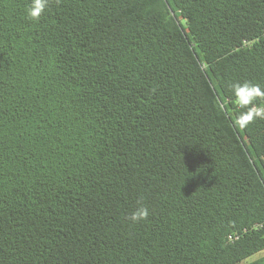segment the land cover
Segmentation results:
<instances>
[{
    "label": "trees",
    "instance_id": "16d2710c",
    "mask_svg": "<svg viewBox=\"0 0 264 264\" xmlns=\"http://www.w3.org/2000/svg\"><path fill=\"white\" fill-rule=\"evenodd\" d=\"M260 252L264 0H0V264Z\"/></svg>",
    "mask_w": 264,
    "mask_h": 264
},
{
    "label": "clouds",
    "instance_id": "9594fccd",
    "mask_svg": "<svg viewBox=\"0 0 264 264\" xmlns=\"http://www.w3.org/2000/svg\"><path fill=\"white\" fill-rule=\"evenodd\" d=\"M254 88H256V86L245 84L234 89L238 102H242L244 104L251 102V99L257 94V92L251 91V89ZM245 96H248L247 100L243 99V97ZM148 215L149 211L147 207L139 205L136 210L131 213L128 219H130L133 223H138L140 221L146 220L148 218Z\"/></svg>",
    "mask_w": 264,
    "mask_h": 264
},
{
    "label": "built area",
    "instance_id": "2783aa9c",
    "mask_svg": "<svg viewBox=\"0 0 264 264\" xmlns=\"http://www.w3.org/2000/svg\"><path fill=\"white\" fill-rule=\"evenodd\" d=\"M259 226H262V224H256V225L253 226V228H256V227H259ZM246 230L247 229H244V232H246ZM240 235H241V233H239V232L232 233V234H229L228 239L229 240H234V239L239 238Z\"/></svg>",
    "mask_w": 264,
    "mask_h": 264
},
{
    "label": "rangeland",
    "instance_id": "374dc122",
    "mask_svg": "<svg viewBox=\"0 0 264 264\" xmlns=\"http://www.w3.org/2000/svg\"><path fill=\"white\" fill-rule=\"evenodd\" d=\"M264 252H260V253H257L255 255H253L252 257L249 258V260H252V259H255L257 258L258 256H261Z\"/></svg>",
    "mask_w": 264,
    "mask_h": 264
}]
</instances>
